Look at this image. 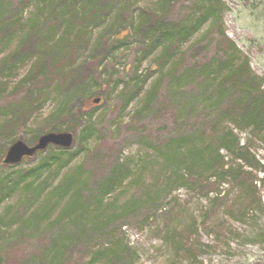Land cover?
Instances as JSON below:
<instances>
[{
	"label": "rangeland",
	"instance_id": "rangeland-1",
	"mask_svg": "<svg viewBox=\"0 0 264 264\" xmlns=\"http://www.w3.org/2000/svg\"><path fill=\"white\" fill-rule=\"evenodd\" d=\"M108 1L113 8L111 20L116 16L120 21L125 19L130 30L123 47L102 64H108V74L114 75L106 89L110 96L103 103L88 106L84 125L93 124L94 134L72 162L59 172L65 156L59 158L41 177H31L0 202V264H264V129L242 126L229 114L232 111L227 112L238 91L229 89L219 97L217 78L223 75L215 72L210 78L199 79L200 64L222 50L217 35L221 27L236 43L238 54L248 59L264 92V0H211L220 16L219 24L211 28L209 21L182 44L181 65V54L162 65L158 61L160 48L143 58L145 47L135 34L142 10L166 12L165 30L190 29L210 0H175L172 8L165 7L166 0ZM62 3L0 2V22L18 25L11 38L0 36V67L34 23ZM45 6L48 9L44 12ZM99 31H92L93 39ZM88 53L82 52L79 59ZM34 61L17 62L12 68L8 63L0 72V82L8 83L7 91L0 93V127L26 100L29 102L28 85L17 92L14 89ZM118 80L121 84L114 88ZM142 85L140 94L126 106L127 99ZM38 87L43 104L25 126L19 127L14 140L29 142L62 104L71 99L79 108L87 94L84 90L65 91L56 83ZM210 126L218 132L231 131L247 147L256 166L247 165L225 149L220 153L233 168L240 165L249 171L244 175L248 178L237 181L226 177L220 182L222 172L218 170L217 176L206 182V156L195 157L194 165L188 158L182 160L180 155L193 143L209 142L215 152L218 136L205 133V127ZM182 137L184 146L174 149ZM9 141L1 138L0 146L9 147ZM80 146L77 139L67 151H77ZM58 151L50 146L37 158L0 168V187L7 189L6 183H13L20 170L37 166ZM121 162L129 165L130 172L111 193L102 194L104 182ZM76 172V187L61 199L59 181ZM76 190L78 196L73 192ZM69 200L72 202L66 209Z\"/></svg>",
	"mask_w": 264,
	"mask_h": 264
},
{
	"label": "trees",
	"instance_id": "trees-1",
	"mask_svg": "<svg viewBox=\"0 0 264 264\" xmlns=\"http://www.w3.org/2000/svg\"><path fill=\"white\" fill-rule=\"evenodd\" d=\"M2 0H0L1 2ZM62 4L51 7L49 16H42V20H37L34 27L27 33L19 42L15 51L10 55L8 61L4 62L0 67L2 72L8 63L12 68L16 66L17 62L25 60H33L32 66L25 74V76L18 82L14 91H19L23 86L29 90L30 99L26 100L24 107L17 111L13 117L8 119L0 127V139L8 138L9 143H13L14 136L20 126H25L31 116L37 112L42 106V89L38 84H54L56 83L65 91H81L84 90L85 98L83 102L80 101V106L77 108L74 104L77 102L69 100L68 103L62 104L60 108L51 115L43 125L42 129H38L36 135L28 142L34 143L43 133L48 131L59 132L65 128L66 131H73L76 133V138L80 142V149L77 151H67L71 149L57 148L59 151L50 156L45 157L37 166L29 169L20 170L18 177L11 184L0 187V202L11 196L22 183L29 180L31 177H41L44 170L52 167L63 156L65 159L58 165L57 171L65 168L75 157L81 152L84 144H86L94 134L93 124L84 125V118L87 117L89 111V104L95 103L96 98H100V103H103L110 96V92L106 91L108 86L113 82V74H108V64L103 66L105 60L115 50L123 47L126 38L130 34L127 27L126 20L121 21L116 16V20H111V13L113 11L112 2L108 0H101L92 4V0H61ZM175 0H166L165 7L172 8ZM220 3V1H219ZM47 6L42 9L46 11ZM130 8V7H129ZM216 6L210 0L205 10L198 18L197 23L190 29L180 28L179 30L163 29V24L168 20V14L163 12L160 14L157 9L146 8L142 10L140 20L138 22L139 29L135 34L139 41L145 47L143 58L150 56L157 49H161V54L158 61L162 65L169 64L176 56L181 54L179 64L181 65L184 59V53H181V46L188 42L191 37L200 28H202L209 21L211 28L219 24L220 16L215 13ZM42 14V13H41ZM46 14V13H45ZM40 16V15H39ZM41 18V17H40ZM54 18L55 21H51ZM137 25V26H138ZM51 26H54L53 29ZM45 27V28H44ZM43 31L41 32V30ZM100 29L97 38L93 39L92 31ZM18 30V25L12 21L0 22V36L12 37ZM218 43L222 50L216 51V57L209 62L201 63L200 80L210 78L212 73L223 75L219 79L217 86L219 87L217 94L219 97L229 89L238 91V97L231 101L227 108V112L239 122L242 126H248L256 130L264 129V92L261 90V84L257 82V77L252 73L248 59H243L238 53L239 49L236 43L226 34L225 30L219 27ZM67 37H71L68 39ZM69 42V47H63L62 44ZM220 47V48H221ZM89 51L85 59L80 60L82 52ZM214 67L213 71L209 68ZM148 77L144 80L146 82ZM121 82L118 80L114 83V88H118ZM8 83L0 82V93L7 91ZM155 89L157 88L154 85ZM153 87V90H154ZM143 85L131 95L127 101L126 106L136 98ZM149 93V97L152 91ZM84 93V94H85ZM79 94L77 93V96ZM80 97V96H79ZM79 97L77 100H79ZM218 97V99H219ZM28 98V97H27ZM205 127V133L218 136V144L215 147V152H212V145L193 143L183 156L182 160L190 159L194 165V159L202 154V158L206 156V172L205 181H209L211 177L217 176L218 170H221V180H226V177H231L237 181L244 180L248 176L249 171H244L242 167L233 168L229 165L226 158L220 153L221 149H225L233 154L239 160L244 161L249 166H256L257 163L249 158V151L246 146L242 145L240 140L231 131L215 130V127ZM16 128V129H14ZM4 135V136H3ZM187 136V135H186ZM178 144L174 149H181L185 144V139L182 137L178 139ZM8 145V144H6ZM5 144L0 146V159L7 150ZM202 150V151H201ZM179 152V151H178ZM41 154V153H40ZM179 154V153H177ZM123 163V164H121ZM119 167L110 175V177L103 184L102 194H109L116 185L123 182L130 172L129 165L126 162H121ZM0 165V168H3ZM79 171V169H78ZM78 172L72 176H64L58 184L59 197H67L73 187H76ZM77 177V178H76ZM9 178V177H7ZM1 178L0 180H2ZM83 177L80 176V180ZM10 180V179H9ZM8 181V180H6ZM2 184H5L1 181ZM11 185V186H10ZM76 196L79 191H73ZM68 201L66 209L71 204ZM49 211H45L47 214ZM95 258V256H94Z\"/></svg>",
	"mask_w": 264,
	"mask_h": 264
},
{
	"label": "water",
	"instance_id": "water-1",
	"mask_svg": "<svg viewBox=\"0 0 264 264\" xmlns=\"http://www.w3.org/2000/svg\"><path fill=\"white\" fill-rule=\"evenodd\" d=\"M94 102H100V98L95 99ZM74 141L75 133L73 131L48 132L42 134L33 145H28L22 139H17L9 146L6 153L0 159V165L9 166L20 164L25 158L36 157L39 152L45 151L50 145L68 149L74 144Z\"/></svg>",
	"mask_w": 264,
	"mask_h": 264
}]
</instances>
